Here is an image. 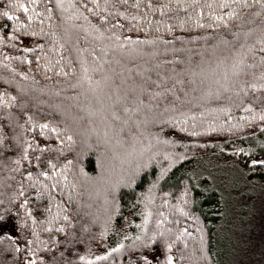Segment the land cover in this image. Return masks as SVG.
Segmentation results:
<instances>
[{
	"label": "trees",
	"instance_id": "1",
	"mask_svg": "<svg viewBox=\"0 0 264 264\" xmlns=\"http://www.w3.org/2000/svg\"><path fill=\"white\" fill-rule=\"evenodd\" d=\"M259 138L264 0H0V264H226Z\"/></svg>",
	"mask_w": 264,
	"mask_h": 264
},
{
	"label": "rangeland",
	"instance_id": "2",
	"mask_svg": "<svg viewBox=\"0 0 264 264\" xmlns=\"http://www.w3.org/2000/svg\"><path fill=\"white\" fill-rule=\"evenodd\" d=\"M258 140L264 142L263 139ZM233 149L251 150L231 148V151ZM236 153H214L207 154L205 157L200 156L199 158L205 160L197 162L198 168L195 173L200 176L213 173L221 179V183L226 188L236 185L239 187L245 183L244 187L249 189V194L244 195L243 188L239 191L243 195H239L241 198L235 201L232 210L230 208L233 217L231 216L225 228L226 232L224 231L226 233L224 248L228 256L226 264H264V185L258 181L259 178L254 177L256 175H253V183H248L250 185L247 186L245 177L249 173L252 174L251 166L249 164L247 166ZM208 158L214 160H208Z\"/></svg>",
	"mask_w": 264,
	"mask_h": 264
}]
</instances>
